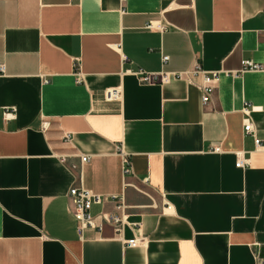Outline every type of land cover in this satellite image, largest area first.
<instances>
[{
  "label": "crops",
  "instance_id": "1",
  "mask_svg": "<svg viewBox=\"0 0 264 264\" xmlns=\"http://www.w3.org/2000/svg\"><path fill=\"white\" fill-rule=\"evenodd\" d=\"M243 60L264 66V0H0V264H257L264 69ZM196 62L218 72L207 104L200 76L129 73ZM80 185L122 198L121 237L108 224L78 236L67 191Z\"/></svg>",
  "mask_w": 264,
  "mask_h": 264
},
{
  "label": "built area",
  "instance_id": "2",
  "mask_svg": "<svg viewBox=\"0 0 264 264\" xmlns=\"http://www.w3.org/2000/svg\"><path fill=\"white\" fill-rule=\"evenodd\" d=\"M145 28L147 29H155L160 32H163L167 28V23L163 21H154L149 20L145 24ZM125 59V56H123ZM168 59V56H162V62L164 63ZM77 67V66H76ZM264 66L261 64L254 63L250 60L242 61V69L244 70H263ZM0 71H3V66L0 65ZM140 84H161L166 82L170 76H174L180 78L182 76H200L202 78L203 84L201 88V102L203 104H207L210 101L214 90V84L218 80V72L207 73L202 67L196 62L187 70L178 71V72H167V71H159V72H147L143 69H136L132 72H129ZM79 70L75 68V75L77 81H79ZM122 96L121 88H111L108 90V97L111 99H119ZM251 107L248 103H244L241 108V112L244 115V124L243 131L246 134H250L253 136V141L255 146H259L260 139L256 136L255 130L253 128V124L249 118V112ZM11 112L9 110H5L3 113L4 118H10ZM64 139L68 140L69 135L65 134ZM211 151L216 152L219 151L218 146H212ZM82 162L87 161V156L82 155ZM248 159L243 157L241 154H236L235 166L237 168H244L248 163ZM128 164L127 158L123 157V165L126 166ZM124 171H128L127 168H124ZM67 198L69 201V207L72 213V216L75 221L76 232L79 237H82L83 232L87 228H93L96 230H101L104 224H108L112 226L115 235H121V229L125 224V215L123 213L124 205L122 198L117 195H101L93 193L92 191L80 186H71L67 191ZM105 200H110L115 204V210L113 212H104L101 213L97 218L93 217L90 213V208L93 204L101 203ZM121 237V236H120ZM143 241L142 237H132L126 240H123V244L130 247L138 246ZM257 264H264V257L260 258Z\"/></svg>",
  "mask_w": 264,
  "mask_h": 264
}]
</instances>
